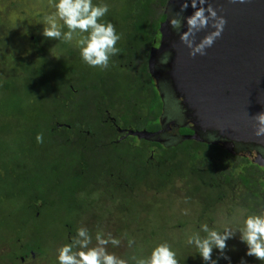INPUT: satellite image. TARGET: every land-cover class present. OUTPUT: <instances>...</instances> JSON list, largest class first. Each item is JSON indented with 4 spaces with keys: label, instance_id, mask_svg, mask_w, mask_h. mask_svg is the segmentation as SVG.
Masks as SVG:
<instances>
[{
    "label": "trees",
    "instance_id": "16d2710c",
    "mask_svg": "<svg viewBox=\"0 0 264 264\" xmlns=\"http://www.w3.org/2000/svg\"><path fill=\"white\" fill-rule=\"evenodd\" d=\"M152 1H125L121 23L116 25L123 33V41L117 44L120 51L110 58L109 66L103 68L100 73L97 74L81 65L75 51L72 48L69 49L67 42L53 39L51 49L57 51L61 57L59 59L61 70L57 71L55 76L42 83L38 81L37 73L23 67L22 71L26 73L24 74L25 82L18 80L22 78V75L0 77V93L13 92L9 85V83L13 85L12 79L16 78L15 80L19 83V90H15L17 101L11 97L7 103L8 107H4L1 113L15 114L18 117V111L23 102L28 101L31 105L33 104V97L37 98L39 92L34 91L31 94V88L28 85L30 81L35 86H43L49 91L56 111L50 113L47 121L43 122V126L47 125L46 128L39 130L49 134L58 133L56 143L66 152L61 157V161H64L66 165V172L71 173L72 182L66 183L64 192L57 197V203L65 207L59 224L64 225L63 228L67 234H74L78 227L75 220L78 215L75 213L80 211L81 214L80 209L97 202L96 193L98 196L104 194V196L112 197L114 192L133 187L150 173L156 175L158 186L168 187L171 182L169 178L176 175L198 186L200 196L197 202L199 204H196L197 210L190 220L181 214H176L171 218H161L162 222L154 221L143 234L150 239L146 246L144 245L146 241L141 246L139 234L132 235L138 247L125 248L123 251L125 255L133 251L137 255H146L156 243L168 240L176 249L179 264H186V259L191 255L188 251L191 246L185 242L186 235L198 229L204 214L212 211L215 202L225 195L227 187L232 189L238 187L239 193L234 197L237 206L245 207L250 211H257L260 207H264V166L258 165L248 156L229 153L225 147L217 145L216 142L184 139L175 145L164 146L154 139L132 133L141 129L153 133L161 125L159 117L162 113V100L155 85V79L146 65L148 55L146 56L145 53L147 46L157 44L160 36L159 25L164 20L165 14L163 11L155 14ZM166 1L157 0V4L165 8ZM176 2L178 1H170V3ZM140 46L145 48L143 61L139 64V69L133 72L127 61L132 55H138L137 50H140ZM42 49V46L37 49L40 57L44 53ZM69 59L70 63H68ZM118 68H122L123 71L116 73ZM117 75L120 78H116ZM33 112H38L35 107ZM40 116L43 117V114L40 113ZM39 122L38 120L37 125L41 126ZM21 123L23 122L17 125ZM56 123L61 125L58 126ZM98 123L101 127L97 125ZM65 124L70 127L67 128ZM166 124L178 123L168 119ZM116 125L121 128L128 127L131 132L127 130L124 140L118 144L111 141L113 127ZM22 128L27 129L25 125ZM19 143L20 141H17L10 146L16 150L13 155L18 154L17 150L20 151L17 145ZM120 144L128 146L119 150ZM3 148L5 145L0 143V150ZM131 149L134 153V162L131 161L127 152ZM150 149H154L152 159L157 164H153L149 157ZM136 165H139V168L138 170L135 168L134 171ZM19 167H22V164ZM15 171L16 168L5 167L0 173V181L8 179L10 173ZM1 175H4V178H1ZM38 199L28 201L31 212L28 211L30 215L26 216L25 225L28 223L31 226L33 219L36 218L34 213H37L39 209L42 210V202ZM64 200L67 204H64ZM85 202L88 204L83 205ZM37 205L39 207L32 210L33 206L37 207ZM18 228L21 229V226L19 225ZM14 229L18 233L16 238H25V241L20 243L21 255L42 254L40 243L43 240H40L39 234H33L34 229L29 234L12 228ZM32 234L34 236H31ZM124 234L128 236V233ZM52 239L55 240V238ZM192 255L198 259L194 263L201 264L196 252Z\"/></svg>",
    "mask_w": 264,
    "mask_h": 264
},
{
    "label": "rangeland",
    "instance_id": "374dc122",
    "mask_svg": "<svg viewBox=\"0 0 264 264\" xmlns=\"http://www.w3.org/2000/svg\"><path fill=\"white\" fill-rule=\"evenodd\" d=\"M125 1L107 0L109 11L106 13L105 19L111 20L115 26L121 23ZM152 8H154L155 14L164 10L158 6L157 0L152 1ZM50 11L52 9L49 7V0H0V77L8 78L14 74L18 75L20 68L27 67L33 73H37L38 81L43 83L61 70L59 64L61 57H58V53L49 47L54 38H44L40 34L42 18ZM116 29L120 32L119 28L116 27ZM120 33L121 38L117 44L123 41V33ZM67 43L69 49L72 48L75 51L81 65L97 74L102 71L100 67L88 66L82 62L75 46V40ZM35 46H42L45 58H37V53L33 50ZM144 50V46H140V50H137L138 55H132L127 61L131 71L136 72V69H139V64L143 61ZM149 52L150 46H147L146 56ZM20 59L29 61L21 64L18 63ZM70 62L69 59L68 63ZM146 65L148 67V59ZM119 71H123V69L118 68L116 73ZM21 75L22 78L18 80L25 82L24 72L19 74V76ZM115 77L120 78L119 75ZM15 79H12L13 85L9 83L10 90H13L11 94L0 93V143L5 145V148L0 150V173L5 167L16 168L15 172L10 173L8 179L0 181V264H56L55 249L60 244L67 242L72 235V233L67 234L63 228L64 225L59 224V221H62V212L65 207L62 206L63 204L57 203V197L65 190L66 183L72 182V175L66 172V165H64V161H61V157L66 152L56 143L58 133L51 132L52 134H49L39 130L46 128L47 125L43 126V122L47 121L50 113L56 111L48 90H45L43 86H35L30 81L28 85L31 88V94L34 91L35 93L39 92L37 98L33 97V104L31 105L28 101L23 102L20 105L18 117L15 114L1 113L4 107H8L7 103L11 97L17 101L15 90H19V83ZM34 107L38 112H33ZM40 113L43 114V117L40 116ZM38 120L41 126L37 125ZM20 122L23 123L18 126L17 124ZM23 125L27 129L22 128ZM97 125L101 127L100 123ZM37 133L43 134V141L40 143L35 139ZM117 138L118 133L114 132L112 140ZM17 141H20L17 144L20 151L17 150L18 154L13 155L16 150L10 146ZM119 146L118 149L121 150L128 145ZM132 149L127 152H129L131 161L134 162ZM152 161L153 164H157L153 159ZM20 164L22 167H19ZM77 168L80 169V167ZM135 168L138 170L139 165L134 167V171ZM130 171L131 169L128 173ZM1 178H4V175H1ZM169 179L171 182L168 187L158 186L156 175L150 173L133 187L114 192L112 197L104 196V194L98 196L96 193L97 202L80 209L82 210L81 214L80 211L75 213L78 215L75 220L78 226L81 223L86 224L93 233L98 229H103L105 232L120 236L121 246L115 249L110 248L118 254H124L123 251L127 248L126 237H133L132 235L139 234L141 246L145 241L144 245L146 246L150 239L143 234L154 221L162 222L161 218H171L176 214H181L190 220L197 210L196 204H199L197 200L200 196L199 187L177 175L171 176ZM238 193V187L233 189L227 187L225 195L215 202L212 211L204 214L201 222L207 221L212 226L214 221H226L236 210L237 205L234 197ZM38 198L42 202V210L39 209L41 214L39 211L34 213L36 218L33 219L31 226L28 223L25 225V218L31 212L27 203L29 200L33 201ZM63 202L67 204L65 200ZM86 204L88 203L85 202L83 205ZM38 207V205L37 207L33 206L32 210H36ZM79 216L82 217L79 218ZM19 225L21 229L18 228ZM215 226H219V223ZM12 228L19 229L22 233L25 231L28 234L34 229L33 234H39L40 240H43L40 243L42 254L21 255L20 243L24 242L25 238H16L18 233ZM124 233H128V236ZM33 234L31 236H34ZM227 244L228 247L225 250L231 258L232 264H238L242 256L248 264H261L256 258L245 256V245L238 238L229 239ZM233 246L235 247L233 248ZM188 251L191 255L185 263L198 264L194 263L198 259L192 255L193 252H196L195 249L191 247ZM213 256H216V251H213ZM218 264H228V261L220 257Z\"/></svg>",
    "mask_w": 264,
    "mask_h": 264
},
{
    "label": "water",
    "instance_id": "95a60500",
    "mask_svg": "<svg viewBox=\"0 0 264 264\" xmlns=\"http://www.w3.org/2000/svg\"><path fill=\"white\" fill-rule=\"evenodd\" d=\"M170 1L159 25L158 47L152 48L148 61L163 103L161 125L175 117L181 124L180 140H214L264 165V136L254 134V115L264 111V0H208L226 22L203 55H189V48L169 25V17L179 14L183 0H176L173 8ZM192 11L189 6L184 15ZM186 27L185 22L181 31ZM209 30L197 32L196 41ZM169 53L167 62H161ZM170 109L174 116L167 114Z\"/></svg>",
    "mask_w": 264,
    "mask_h": 264
},
{
    "label": "clouds",
    "instance_id": "9594fccd",
    "mask_svg": "<svg viewBox=\"0 0 264 264\" xmlns=\"http://www.w3.org/2000/svg\"><path fill=\"white\" fill-rule=\"evenodd\" d=\"M189 6L193 11L185 16L184 10ZM49 7L52 11L43 16L40 34L55 41L75 40L83 63L107 68L110 58L120 51L117 41L121 38L112 21L105 19L109 11L107 0H49ZM177 12L179 14L169 17V25L179 33L180 40L190 50L189 55L205 54V49L220 36L225 18L217 14L208 0H183ZM185 22L186 30L181 31ZM204 28L210 30L196 41V33ZM169 55H163L161 62L166 63ZM254 119V134L264 136V111L256 113ZM35 139L42 142L43 134L37 133ZM217 223L219 226H215ZM231 238H238L245 245V256H252L264 264V207L250 211L237 206L226 221H214L212 226L207 221L200 222L198 229L186 235L185 242L195 249L201 264H218L220 257L232 264L225 251ZM121 244L120 236L103 229L93 233L81 223L67 242L55 249V261L56 264H179L176 249L168 240L156 243L146 255H137L135 251L125 255L110 250ZM134 246L138 247L135 239L126 237V247L132 249ZM214 250L216 256H213ZM238 264L248 262L242 256Z\"/></svg>",
    "mask_w": 264,
    "mask_h": 264
},
{
    "label": "flooded vegetation",
    "instance_id": "af4514ba",
    "mask_svg": "<svg viewBox=\"0 0 264 264\" xmlns=\"http://www.w3.org/2000/svg\"><path fill=\"white\" fill-rule=\"evenodd\" d=\"M160 37V36H159ZM32 41H34V39H32ZM43 44V43H42ZM51 44H52V42H50V44H49V47H51ZM158 44H159V39H158V42H157V44L156 45H154V46H150V52L152 53V48L153 47H158ZM38 47H40V46H35L34 48H33V50H34V52H36L37 54V58L38 57H40V55H39V52L37 51V49H38ZM43 50V52H44V49H42ZM57 52V51H56ZM150 52L148 53V61H149V58H150ZM44 54V53H43ZM43 54L41 55V57H44L43 56ZM66 56H67V54H66ZM58 57H60L59 55H58ZM45 58V57H44ZM26 60V59H25ZM23 60V59H20L19 61H18V63H20L21 61H24V62H27V61H29V60ZM31 61V60H30ZM17 63V62H16ZM17 63V64H18ZM31 63V62H30ZM17 69V68H16ZM21 72H23L22 70H24L23 68H20L19 69ZM18 72L17 74L18 75H16V76H19V74H21V72ZM24 74H26L25 72H24ZM162 107H163V103H162ZM162 114V113H161ZM167 114H169V115H172L173 114V111L170 109L169 111L167 110ZM172 116H174V115H172ZM170 121H173V122H176V123H178V124H174V125H160V127H159V129H157L155 132H153L154 133V135L152 136V137H149V138H147V139H154V140H156L157 142H160V143H162L164 146H169V145H175L177 142H179L180 141V139H179V135H178V129L181 127L180 125V123L178 122V121H176V119H175V117H171L170 119H169ZM159 121H160V117H159ZM167 123V122H166ZM58 126H60L61 124H58V123H56ZM66 126H67V128L68 127H70L69 125H67V124H65ZM113 133L114 132H116V133H118V138L116 139V140H111L113 143H115V144H118L121 140H124V138H125V136H126V132H127V130H129L128 129V127H120V126H117L116 125V127H113ZM70 131H72V129L70 130ZM130 131V130H129ZM135 131H140V132H142V133H145L146 134V132H147V130L146 129H141V130H135ZM149 132V131H148ZM128 133V132H127ZM136 137H138V136H136ZM139 138V137H138ZM211 142H215L214 140H210ZM217 143V142H216ZM121 145V144H120ZM217 145H220V146H223L222 144H220V143H217ZM224 147V146H223ZM226 149V148H225ZM153 150L154 149H150V151H149V157H150V159L152 160V154H153ZM227 150V149H226ZM229 153H232V154H235V155H239V156H248L249 158H250V155H247L246 153H244L242 150H239V151H236V152H231V151H229V150H227ZM251 159V158H250ZM252 160V159H251ZM258 165H261V164H258ZM262 166H264V165H262ZM66 188V187H65ZM64 192V191H63ZM28 206H31V205H28Z\"/></svg>",
    "mask_w": 264,
    "mask_h": 264
},
{
    "label": "bare ground",
    "instance_id": "6f19581e",
    "mask_svg": "<svg viewBox=\"0 0 264 264\" xmlns=\"http://www.w3.org/2000/svg\"><path fill=\"white\" fill-rule=\"evenodd\" d=\"M176 4H177V2H176V3H169V6H170L171 8H173L174 5H176Z\"/></svg>",
    "mask_w": 264,
    "mask_h": 264
}]
</instances>
